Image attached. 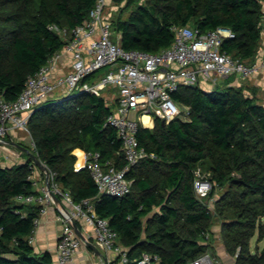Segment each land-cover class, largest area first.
Masks as SVG:
<instances>
[{
  "label": "trees",
  "instance_id": "trees-1",
  "mask_svg": "<svg viewBox=\"0 0 264 264\" xmlns=\"http://www.w3.org/2000/svg\"><path fill=\"white\" fill-rule=\"evenodd\" d=\"M0 1L24 9H8L0 29V96L15 100L28 76L65 43L49 26L72 28L82 23L95 0H39L35 10L34 0ZM263 14L262 0H153L113 24L124 48L150 53L172 43L175 25H195L202 32L226 27L235 36L224 40L223 50L252 60L263 37ZM229 82L212 89L182 87L174 97L188 107L186 119L162 123L155 118L153 128L140 126L139 143L157 157L131 167V192L120 198L100 194L87 169L75 168L76 149L99 152L102 162L113 161L120 168L126 164L116 130L105 125L112 109L105 97H56L31 115L28 124L36 155L76 202L91 200L98 215L109 219L128 249L127 264H139L143 253L158 254V264H188L205 253L214 215L209 202L213 199L214 204L217 187L226 185L215 211L223 218L225 248L237 264H264V251H249L257 222L264 216V105ZM44 116L46 122L41 120ZM30 161L12 167L0 163V264H53L49 252L37 254L29 242L40 206L17 199L35 193L28 179ZM206 164L213 189L200 198L194 171ZM155 207L159 210L143 239L144 219Z\"/></svg>",
  "mask_w": 264,
  "mask_h": 264
},
{
  "label": "built area",
  "instance_id": "built-area-1",
  "mask_svg": "<svg viewBox=\"0 0 264 264\" xmlns=\"http://www.w3.org/2000/svg\"><path fill=\"white\" fill-rule=\"evenodd\" d=\"M262 2L264 5V0ZM109 5L110 0H95L87 19L72 28L57 24L49 26L65 43L35 74L28 76L24 89L15 100L0 96V151L11 159L19 158L21 152L16 153L11 148H18L13 144L14 138L19 132L28 131L33 110L57 95L71 97L92 93L106 98V94L112 92V101H107L112 109L105 125L116 130L126 164L120 168L113 161L102 162L99 152L85 151L84 167L100 194L120 198L131 192L132 180L127 177L131 167L146 158L157 157L138 140L140 126L146 125L144 116L165 120V123L186 119L188 107L174 97L182 87L212 89L219 84V79L225 82L230 77L240 81L264 76V56L245 60L228 53L223 50V42L235 36L231 29L220 26L202 32L191 24L173 26L172 43L157 53L126 49L121 43V32L114 28L113 20L108 16ZM103 68L106 70L99 73ZM229 84L234 83L230 81ZM131 111L137 113V118L129 116ZM33 146L35 153L32 152L36 154L35 144ZM33 161H30L29 169L37 164ZM48 169V177L41 169L45 179L39 185L29 174L35 193L20 195L17 199L40 206L36 227L40 215L45 214L48 207H55L59 212L63 226L57 244V264H74L76 254L87 245L74 229V223L80 219L93 227L96 246L105 254L100 256L98 264H127L128 249L120 242L109 219L98 215L91 200L76 202L73 195L56 181V173ZM194 174L195 192L204 198L212 191L213 184L200 168H196ZM51 192L60 198L61 204L55 202ZM212 205L213 199L209 202L210 208ZM34 233L29 238L31 244L35 240ZM159 261L158 254L143 253L139 264H158ZM188 264L215 263L205 252Z\"/></svg>",
  "mask_w": 264,
  "mask_h": 264
},
{
  "label": "rangeland",
  "instance_id": "rangeland-1",
  "mask_svg": "<svg viewBox=\"0 0 264 264\" xmlns=\"http://www.w3.org/2000/svg\"><path fill=\"white\" fill-rule=\"evenodd\" d=\"M153 2V0H110V5L107 10L108 16L113 20L117 21L119 19H127L129 15L136 10L139 6H145V5H150ZM39 3V0H34L32 2V10H35L34 8L37 7ZM12 8L13 11L16 12H24V9L21 7L19 4H6L3 1H0V29L4 28L5 26V16H6V11L8 9ZM29 10V9H28ZM106 69L103 68L99 70V73H102ZM219 84H223V79L218 80ZM253 79H241L238 81V83H234V86L243 94V95H248L252 96L255 101L261 103L264 105V89L261 87V85H254ZM58 96V95H57ZM56 96V97H57ZM113 97L112 92H108L106 94V100L108 102H111ZM184 110H187L186 107L183 108ZM186 111H184V114ZM129 116L131 118H137V113L134 111H131L129 113ZM42 121H47L48 117L44 116L41 118ZM33 134L30 128V125L28 124V131L24 132H19L18 136L14 138L15 143L20 144L31 151H35L33 149ZM11 148L16 152L20 153L21 149L15 148L14 146H11ZM3 153L2 151H0ZM15 153V154H16ZM35 153V152H34ZM4 154V153H3ZM29 155L28 152H21V156H27ZM29 158L32 157L29 156ZM4 160V159H3ZM12 160V159H11ZM14 162V163H12ZM9 162L10 165H7L8 167L15 166L18 164L19 161H13ZM34 162V161H33ZM20 163V162H19ZM34 168L29 169L30 172L29 174H32L35 178V180L38 181V183H43L44 181V173L41 171L39 166L37 164H33ZM197 168H200L201 172L206 174V176L210 177L209 171H208V164L204 166H198ZM237 176V175H236ZM133 183V182H132ZM229 188L228 185L225 187H217L216 193L214 195V204L211 206L212 211L214 213L212 219L209 222V228L212 232V235L210 236L209 239V245L207 248V251L213 258L215 264H237V258L235 255H231L225 248L224 244V239H225V229L223 228V218L221 215H216L215 211H218L217 209V200L221 198L226 192V190ZM159 210L158 207H155V209L151 212L149 217H146L144 219V229L141 234L142 238H146V226L149 222V220L153 217V214ZM258 227L256 228V234L251 238L250 243H249V251L250 253H260L264 251V216L260 217L258 220ZM99 262V260H98ZM98 264V263H97Z\"/></svg>",
  "mask_w": 264,
  "mask_h": 264
},
{
  "label": "crops",
  "instance_id": "crops-1",
  "mask_svg": "<svg viewBox=\"0 0 264 264\" xmlns=\"http://www.w3.org/2000/svg\"><path fill=\"white\" fill-rule=\"evenodd\" d=\"M262 56H264V34L259 44L255 57L260 58ZM252 79H253V83H255L254 85H257V86L261 85V87L264 89V76H256ZM229 80L233 83H238V81L233 77H230ZM151 120H152L151 124L149 125L146 124L145 127L153 128L155 121L153 119ZM23 151L24 150L21 149V152ZM74 153L77 155V161L75 163L76 170L85 168L84 167L85 151L82 149H76L74 150ZM28 159H29V155L24 156V157L20 156L19 158H14L12 160L19 161L21 163V162H26ZM12 160L11 158H9V156L0 152V163L3 166L10 165L9 162H12ZM77 224L80 230L82 231V233L84 234V236L89 241H91L93 244L96 245L95 233H94L93 227L87 225L85 221L81 219L78 220ZM62 226H63V223L59 219V212L57 211V209L55 207H48L47 212L45 214L40 215V221L34 233L35 240H34L33 246L35 248V252L37 254L49 252L53 258V264H57V260H56L57 259V244H58V239H59V236L62 230ZM100 252L102 253V255L97 254L96 251H94L91 247H89L88 245H85L76 254L74 264H97L98 260H100V256H105V254L101 250Z\"/></svg>",
  "mask_w": 264,
  "mask_h": 264
},
{
  "label": "water",
  "instance_id": "water-1",
  "mask_svg": "<svg viewBox=\"0 0 264 264\" xmlns=\"http://www.w3.org/2000/svg\"><path fill=\"white\" fill-rule=\"evenodd\" d=\"M36 110H37V108H35V109L33 110L32 114H33ZM162 123H165V120H162ZM13 144H14L15 146H17L18 148L23 149L24 151L28 152V153L31 155L32 159L37 163V165H38L42 170H44V171L46 172L47 177L49 176V169H48V167L46 166V164H45V163H44V162H43V161H42V160H41L36 154L32 153V151H31L30 149H28V148H26V147H24V146H22V145H20V144H17V143H15V142H13ZM48 187L50 188V184H49V183H48ZM51 195L53 196V198H54V200H55L56 203L61 204V200H60V198H59L57 195H55L53 192H51ZM74 229H75L77 235H78V236H79L84 242H86V244H87L89 247H91L94 251H96L97 254L102 255V253L100 252L99 248H98L95 244H93L91 241H89V240L84 236V234H83L82 231L80 230V228H79L77 222L74 223Z\"/></svg>",
  "mask_w": 264,
  "mask_h": 264
},
{
  "label": "bare ground",
  "instance_id": "bare-ground-1",
  "mask_svg": "<svg viewBox=\"0 0 264 264\" xmlns=\"http://www.w3.org/2000/svg\"><path fill=\"white\" fill-rule=\"evenodd\" d=\"M144 121L146 122V124H151V118L149 116H144Z\"/></svg>",
  "mask_w": 264,
  "mask_h": 264
}]
</instances>
